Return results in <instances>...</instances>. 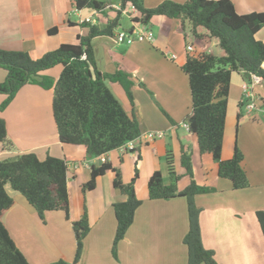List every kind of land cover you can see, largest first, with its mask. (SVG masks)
I'll return each instance as SVG.
<instances>
[{
	"label": "crops",
	"instance_id": "1",
	"mask_svg": "<svg viewBox=\"0 0 264 264\" xmlns=\"http://www.w3.org/2000/svg\"><path fill=\"white\" fill-rule=\"evenodd\" d=\"M108 1L109 8L95 16L91 10L78 11L73 0H0V49L24 52L32 58L40 59L62 44H77L78 36L87 34V30L77 25L90 18L104 28L116 17L115 10L120 8L121 0ZM164 1L178 2L159 0V4ZM231 1L240 15L264 12V4L263 10L239 12L238 7L241 8L239 5L243 0ZM72 15L78 21L72 19ZM122 17L127 18L130 25L123 29L120 23L117 32L130 30L132 20L138 14L128 5ZM52 28H57L58 33L50 37L48 31ZM148 28L155 34L153 42L144 40L136 41L132 45L119 44L115 36H103L93 40L95 60L100 72L113 74L122 71L131 76L133 105L120 84L109 82L108 86L126 112L135 115L142 134L165 133L164 138L144 143L134 152L117 150L105 157L114 168L121 170L125 183L130 182L137 168L139 179L135 189L138 198L143 201L136 212L133 225L118 246L117 260L112 255L117 231L114 205L125 202L127 198L115 190L113 174L100 177L95 190L84 194L82 188L90 180L91 166H101V158L88 157L85 147L61 144L57 128L56 138H51L54 142L48 141L47 137L42 140L43 127L50 129V125L55 126L52 91H45L37 85H26L8 109L0 114V119L7 125L8 141L12 144V149L8 151H3L0 146V160L35 153L41 160L48 156L65 159L68 165V217L63 212H51L46 214L43 223L22 195L14 191L8 192L14 199V205L3 215L2 221L30 264H54L60 260L74 262L76 241L73 223L79 221L84 213L88 216L91 230L85 240L79 264L189 263L188 247L184 244L190 231L188 202L184 198L169 201L149 200L148 181L155 172L160 171L165 183L169 182L166 165L168 149L175 155L177 172L184 174L180 165L181 149L183 146L188 148L196 183L199 175L195 173V156L199 157L197 160H200L207 182L214 179L217 164L213 162L211 155L200 157L197 141L185 124L191 113L192 103L188 77L182 66L188 55L193 53L186 52L182 22L178 19L155 17ZM257 38L264 44V28ZM208 41L210 40H196L197 44L204 45L199 51L192 46L195 50L193 52L209 53L205 52ZM216 44L219 45L218 41ZM61 72L62 68L56 67L44 75L57 81ZM6 77L7 73L0 68V83ZM244 82L240 74L232 75L222 152V160L225 161L233 157L236 147L232 143L233 151L230 150L233 116L237 119L240 113L241 120L243 119L241 112L245 109L242 90ZM260 85L254 89L258 100L262 97L260 93L264 94V88ZM234 93L236 96L233 98ZM5 99V96L0 95L1 101ZM231 102L233 106L234 103L237 105L236 108L234 106L233 115ZM14 106L17 107L16 111ZM48 107L49 111L46 110ZM38 130L42 140L40 142L33 140L34 131ZM255 146L245 152L243 162L250 189L234 190L230 181L221 179L217 174L215 190L219 192L194 198L196 206L201 210L199 227L203 247L214 253L217 264H264V238L256 218V213L264 210V169L256 171L259 164L263 165L260 157L261 163H254L253 167L250 165L249 154L256 151L257 147L261 148ZM181 182L178 188L182 191L184 188L181 187Z\"/></svg>",
	"mask_w": 264,
	"mask_h": 264
},
{
	"label": "trees",
	"instance_id": "2",
	"mask_svg": "<svg viewBox=\"0 0 264 264\" xmlns=\"http://www.w3.org/2000/svg\"><path fill=\"white\" fill-rule=\"evenodd\" d=\"M73 5L78 11L91 10L98 16L109 8L110 2L73 0ZM120 5L115 10L116 17L107 26L102 28L92 20L84 21L77 26L87 30V34L79 35L77 44H62L40 59L24 52L0 49V68L7 73L5 81L0 83V95L6 97L0 111L10 106L24 86L37 85L53 91L52 113L61 144L85 147L90 158L106 157L120 150L139 138L142 132L135 115L126 112L108 83L120 84L133 105V82L131 76L122 71L113 74L99 71L93 40L103 36L114 37L128 5L138 14L132 20L130 31L137 24L148 27L155 17L178 19L184 31L189 27V33L195 40L214 39L223 52L221 56L192 52L182 66L188 77L192 103L185 124L197 141L200 157L211 155L217 164L218 176L230 181L234 190L247 189L249 180L243 168L244 155L236 146L233 157L225 161L222 160V152L232 75L240 74L244 81L249 82L252 76H258L264 84V44L257 38L264 28V12L240 15L231 0L164 1L154 9H147L144 0H121ZM57 33V28L48 31L50 37ZM56 67L62 68L57 81L44 75ZM240 118L239 113L237 119ZM0 146L3 151L12 149L7 125L2 119ZM166 165L169 182L165 183L160 171L155 172L148 181L149 200L186 199L190 219V231L184 239L189 251L188 264H217L214 253L203 247L199 227L201 210L194 201L196 196L210 193L213 189L196 183L188 148L183 146L181 149L180 165L184 174L177 172L171 149L167 150ZM67 174V161L52 156L41 160L37 154L27 153L0 160V264H30L2 221L3 215L14 205L7 187L22 195L42 222L51 212H63L68 217ZM108 174L114 175L115 190L127 198L125 202L114 205L117 231L112 255L117 260L118 246L133 225L143 201L138 198L135 189L139 179L137 168L130 182L125 183L121 170L114 168L107 159L101 166H91L90 180L83 186V193L95 190L97 180ZM183 178L189 179V184L181 191L178 184ZM256 218L264 238V210L258 211ZM90 230L88 216L84 213L79 221L73 223L76 241L74 262L60 260L54 264H79Z\"/></svg>",
	"mask_w": 264,
	"mask_h": 264
},
{
	"label": "rangeland",
	"instance_id": "3",
	"mask_svg": "<svg viewBox=\"0 0 264 264\" xmlns=\"http://www.w3.org/2000/svg\"><path fill=\"white\" fill-rule=\"evenodd\" d=\"M113 1H115V0H113ZM176 1H178V3H183V0H176ZM158 4H159V0H144V6L147 9H154ZM263 4H264V0H243L242 4L239 5L241 8L238 7V11L243 12V13H250L252 10H257V9L263 10ZM71 18L78 21V19L76 17H74L73 15L71 16ZM121 25H122L123 29H127V27H129V25H130V21L127 18L122 17L121 18ZM185 32L188 33V37H187L186 42H185V49L191 45L198 51L202 50L204 44H201V45L197 44L196 40L190 35L188 26L186 27ZM182 41L184 42V38L182 39ZM186 52H187V49H186ZM205 52H209L211 54H214L215 56H221V53H223L221 48L219 47V45L216 44V40H214V39L208 41L207 48H206ZM260 86L264 88V85L262 86V84H261ZM45 91H52V90H45ZM52 93H53V91H52ZM235 96L236 95L234 93L233 98ZM260 96H262V97H261V100H258L259 101L258 102V109L256 111H254L252 113H248V111H246V107H245V109L243 108L242 112H241L243 114L242 115L243 119L241 120V118H240L238 120V119H235V116H233V120L231 121L232 122L231 129H232V135H233L232 141L230 140V150L231 151H233L232 143L236 144V146L238 147L239 150H241V148H242L241 152L243 153V155L245 154V152H249L250 149L255 148L256 147L255 145L261 147V148L257 147L256 151H252V153L249 154V156L251 158L250 165L252 167H253L254 163H261L259 160V157L261 158V160H263V165L259 164L258 169L256 171H258V170L262 171L264 169V153H263L264 152V98H263L264 94L261 92ZM4 101L5 100H3V101L0 100V105ZM234 106L236 108L237 105H235V103H234ZM234 106H233V102H231L230 103L231 115L235 114ZM7 109H8V107L6 108V110ZM16 109H17V107L14 108V111H16ZM46 110L49 111V107ZM2 112H4V111H0V114ZM18 115H20V114H18ZM55 126H54V124L50 125V129H47L48 127H46V126L43 127V129H42L43 130L42 140L44 139V137H47L48 141H51V142L55 141V140H51V138H56V127ZM40 137H41L40 131L39 130L36 132L34 131L33 140L36 142H40V141H42L40 139ZM252 139H253V143H252ZM26 141H28V140H26ZM244 157H245V155H244ZM194 158H195V160H194L195 173L197 176L199 175L196 179L197 183L199 185L205 184V186L207 185L211 190L213 189L212 192H210V193H212L210 195H213V192H215L216 191L215 189L217 188V185H216L217 172L215 171L214 179L213 180L210 179L209 182H207L205 177L203 176V172H202V169L200 167V162H199L200 160H197V158H199V157L195 156ZM253 170L255 171L254 168H253ZM263 178H264V175H263ZM183 179H187V178H183ZM187 180H183L181 182L180 185L182 188H185L189 184V179H187ZM262 185H263V182H262ZM248 189H250V185L247 189L242 190V191H246ZM7 191L9 193H12V190L8 187H7ZM216 192H219V191H216ZM262 195H263V205H264V187H263ZM263 208H264V206H263Z\"/></svg>",
	"mask_w": 264,
	"mask_h": 264
},
{
	"label": "built area",
	"instance_id": "4",
	"mask_svg": "<svg viewBox=\"0 0 264 264\" xmlns=\"http://www.w3.org/2000/svg\"><path fill=\"white\" fill-rule=\"evenodd\" d=\"M133 9V8H132ZM85 21H91L90 18ZM115 39L119 44L132 45L136 41H149L153 42L155 39L154 32L148 27L142 25H134L132 30L128 31H119L115 34ZM187 51L192 53L195 51L192 46L187 47ZM174 58V57H173ZM262 83V78L258 76H252L250 82L245 81L242 85L243 90V102L245 103L246 110L249 113H252L258 109L257 100L258 97L254 93V89L257 85ZM165 137V133L163 132H147L141 134L139 138H137L133 142L127 143L126 146L121 148L123 152H134L136 148L144 143H149L156 141L158 139H162ZM102 162H105V157H101Z\"/></svg>",
	"mask_w": 264,
	"mask_h": 264
}]
</instances>
